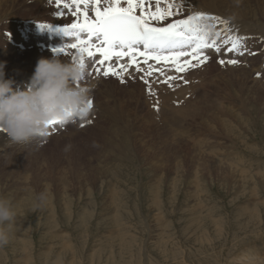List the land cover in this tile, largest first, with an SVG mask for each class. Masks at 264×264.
Instances as JSON below:
<instances>
[{"label":"rangeland","instance_id":"rangeland-1","mask_svg":"<svg viewBox=\"0 0 264 264\" xmlns=\"http://www.w3.org/2000/svg\"><path fill=\"white\" fill-rule=\"evenodd\" d=\"M5 1L0 0V5ZM251 1L260 8L257 11H264V0ZM17 3L16 8L6 7L8 14L12 13L7 18H14L0 21V62L5 67H19L20 72L21 57L35 54L31 46L36 45L26 42L29 54L16 49L11 59L5 58L4 53H11L8 50L12 48L2 44L14 40L9 32L22 39L19 30L25 19L62 17L51 18L57 12L51 1L45 4L46 9L37 6L40 11L31 8V0ZM197 11L209 14L203 8ZM214 15L230 18L235 31L264 43V36L238 30L242 19H231L221 12ZM25 29L29 33V27ZM243 62L258 81L250 88L263 92V97L264 53L243 58ZM236 66L234 73L238 74L242 65ZM226 75L224 69H211L207 87L197 88L202 97L187 101L195 109L186 111L185 123L178 122L169 130L157 118L175 120L170 114L178 108L165 113L167 109L158 106L156 112L153 101L155 119L145 102L157 96L155 90L151 88L154 95H150L147 85L132 79L127 86L120 85L114 76L112 86H102L100 94L95 87L92 91L95 102L99 99L103 103L96 124L75 127L76 132H72V122L64 129L51 130L50 138L41 137L28 145L0 144V201L9 210L7 218L0 219V264H264V113L260 116L252 110L254 105L248 108L246 103L243 108L232 95L223 99L220 93L225 89L220 79ZM255 75L261 78L255 79ZM250 78H245L249 79L247 85L253 84ZM90 80L88 71L86 83ZM255 93L247 94L248 98L253 100ZM214 105L222 109L215 126ZM92 116L93 111L84 123ZM224 118L228 121L223 124ZM179 128L186 130L180 140L174 137L182 132ZM188 132L208 143L194 144ZM34 142L38 144H31ZM111 150L119 151L121 157ZM101 152L105 168L98 175L89 174L92 157ZM77 164L88 170L84 171L89 174L85 177L88 183L75 171ZM255 212L258 217L253 220Z\"/></svg>","mask_w":264,"mask_h":264},{"label":"snow or ice","instance_id":"snow-or-ice-1","mask_svg":"<svg viewBox=\"0 0 264 264\" xmlns=\"http://www.w3.org/2000/svg\"><path fill=\"white\" fill-rule=\"evenodd\" d=\"M189 2L190 0H55L57 8L63 6L74 18L66 25V29L75 37V42L59 51L75 60L76 57L67 51L75 50L79 53L82 67H89L85 59L88 58L92 60L93 66L100 65L95 68L97 75L101 74L103 68V76L118 77L121 83L125 82V74L131 77L129 69L135 66V71L143 73L140 79L149 86L150 95H154V92L151 91L148 77H152L153 70L165 76L170 87L172 80H183V76H168L164 69L157 68L156 65L163 63L176 73H185L208 62L211 54L209 50L220 53L222 45L228 44V52L244 55V37L228 35L221 39V32L231 33L232 27L228 20L219 16L194 11L185 18L173 19L159 26V22L179 16ZM58 14L64 16L65 12ZM217 25L224 27L217 30ZM97 54L99 58H96ZM141 57L147 68L141 66ZM124 58H127V63H121ZM149 61H155V64ZM218 62L221 65L240 63L238 59H220ZM184 83L188 81L184 80ZM88 107L90 110L93 108L92 100H89ZM48 123L52 128L62 126V122ZM0 132L4 130L0 129Z\"/></svg>","mask_w":264,"mask_h":264},{"label":"bare ground","instance_id":"bare-ground-1","mask_svg":"<svg viewBox=\"0 0 264 264\" xmlns=\"http://www.w3.org/2000/svg\"><path fill=\"white\" fill-rule=\"evenodd\" d=\"M17 1L18 0H9V2H10V4H9V2H8V0L7 1H5L4 2V4H1L0 5V21H1V23L2 22H6V20H8V19H12V18H14V17H12V18H7V17H10V16H12L11 14L9 15L8 13V11H10V10H7L6 9V7H12V8H16L17 7ZM197 1V0H196ZM3 2V1H2ZM27 2V1H26ZM36 1L34 0V2L32 3V0H31V8H35V7H37V6H39V8H42V10L43 9H46L47 7H46V2H45V0H38L37 2H39V3H35ZM42 2L44 3V5L42 4ZM254 2H256V1H254ZM8 5H7V4ZM202 3V4H201ZM201 3H198L199 5L196 7V11H197V9H199V8H203L204 10H206V11H209V14H211V13H213V15H214V12H221V14H223V15H226V16H228V17H232L231 19H233V18H237V19H240V21H241V19H242V21H241V24H240V26H239V28H238V30H240V29H242L243 31H244V33L245 34H247V33H249L248 35H254L253 33H257L256 35H259V38H262V36H264V21H262V20H264V11L263 12H259V11H257V6L256 5H254L253 4V1H251L250 2V0H248V3L246 2V0H222L221 2H219V3H217L215 0H202V2ZM247 3V4H246ZM28 4H30V2L28 3ZM242 5H243V9H241L242 8ZM14 6V7H13ZM261 7V6H260ZM49 8V7H48ZM55 9H56V7H55ZM61 8H57V10H60ZM260 9V8H259ZM258 9V10H259ZM264 9V8H263ZM36 10L37 11H40V10H38V7L36 8ZM11 11H13L14 12V9L13 10H11ZM261 11V10H260ZM53 12V10H51L49 13H52ZM251 14V15H250ZM217 15H219V14H217ZM222 15V16H223ZM221 16V15H220ZM67 16L66 15H64L63 16V18L62 19H56L55 21H49V20H45V21H39L38 23H43V22H48V23H52V24H60L61 22L63 23V21H64V19H67L66 18ZM40 18V17H39ZM32 18H29V19H25L26 21L27 20H31ZM226 19H228V20H230V18H226ZM9 20V21H10ZM21 20V19H20ZM246 20H249L251 23H246ZM68 22H70V19H69V21ZM67 22V23H68ZM30 28V27H29ZM244 35V34H243ZM2 38V37H1ZM264 38V37H263ZM262 38V39H263ZM5 39V38H4ZM39 38H38V36H36V35H33L32 37H31V39H29V41H28V43L27 44H34V45H36L35 44V41L36 40H38ZM16 40V39H15ZM259 40V39H258ZM263 41V40H262ZM6 42L7 43H3L2 45H5L6 47H8L9 49H11V50H8L9 52H11V53H4V54H7L6 56H5V58H10V57H12V55H14L15 54V52H14V50H16V48L14 47V45L12 46L10 43H8V41L6 40ZM0 45H1V43H0ZM33 46V45H32ZM31 46V47H32ZM15 48V49H14ZM34 49H36V51L34 50L33 52H35V54H33V55H31V56H29V57H21V65H22V70L19 72V67H10V65H6V69H8V71L7 70H5L6 72H5V78L6 79H11V80H13L14 81V83H13V88L15 89V88H18L19 87V89H17V90H23V89H25L26 88V86L30 83V79H31V77H32V75H33V72H34V70H35V66H36V63H37V61H38V59H37V57H41V55H40V50L37 48V47H34ZM75 50H72V51H70V53H73ZM32 52V51H31ZM12 53H14V54H12ZM30 53V51H26V54H29ZM3 56V55H2ZM49 57V56H48ZM62 60H64V61H68V60H71L72 58H70V56H68V55H62V57H61V55L59 56ZM15 58H17V57H15ZM50 58H52L51 56H50ZM11 59V58H10ZM1 60V59H0ZM12 61H15V60H12ZM16 62V61H15ZM20 62V61H19ZM88 63V65H90V66H92V62H87ZM236 67L237 66H234V67H227V68H224V71L225 72H227V74L228 75H226V78H221L220 79V81L222 82V85L224 86V89H225V91H223V93L221 92H219L220 94H221V97L224 99L225 97H227L228 95L230 96V95H232L233 97H236V98H238V100L241 102V106L244 108L245 107V103L247 104V107L248 108H250L252 105H254L253 106V108H252V110L253 111H255V112H258L259 114H260V116H262V114L264 113V112H261L262 110H263V108H264V103H262L263 102V100H264V96L263 97H260L261 95H262V93L263 92H259V91H256V90H253L252 88H250V86L251 87H256V85H255V83L256 82H258V81H256V80H254L253 79V75L254 74H252L253 72H250V70H248V68L245 66V67H243V66H240V70H239V72L240 73H238V74H236V73H234V72H236ZM130 72H133V70L131 69L130 70ZM87 73H88V71H87ZM226 74V73H225ZM220 75H224V74H220ZM237 76V77H236ZM247 76H248V78H249V76H251V78H250V81L253 83V84H249L248 83V85L246 84L247 82H248V80H246L245 78H247ZM114 76H108V77H105V76H103V74H102V72H101V75L100 76H98V77H96V76H94L93 78H91V80L89 81V82H87L88 84H90L91 86H92V88L94 89V87H95V89L97 90V92L100 94V92L102 91L101 90V88H102V86H112L111 85V82L113 81V80H110L111 78H113ZM161 75H155V76H152V77H150V79H151V88L153 89V91L155 90V92L157 93V94H155V95H157V96H152L151 98H149L148 100H144L145 102H146V104H150L149 105V107H153L154 105H153V101L154 102H156L155 103V105L158 107H163V108H165V110H166V112L165 113H167V111H169V110H171V112L173 111V110H175V109H177L178 108V106H177V100L174 98V96L171 94V93H169V91H170V89L168 88V86L166 85V84H163L162 83V81H164V78H166L165 76H164V78L163 79H161ZM216 77V76H215ZM102 78V79H101ZM107 78H109V79H107ZM128 78H130V77H128ZM127 77H125V79H126V82H128V81H130L131 80V78L130 79H128ZM214 78V77H213ZM199 80H202V78H198ZM217 79V78H216ZM253 80V81H252ZM254 81H256V82H254ZM207 81H205V82H203V83H201L200 85H198V87H196L195 89H197V88H200L201 87V89H204L205 87H207L206 85H207V83H206ZM260 82H264L263 80L262 81H260ZM217 84V83H216ZM257 84H259V83H257ZM120 85H122V84H120ZM217 85H219V82H218V84ZM263 85V84H262ZM113 86H115V87H117V85L116 84H114ZM221 86V85H220ZM220 86H219V88H220ZM264 86V85H263ZM263 86H261V87H263ZM120 87V86H119ZM118 87V88H119ZM217 88V87H216ZM94 89V90H95ZM221 89V88H220ZM219 89V90H220ZM234 89L235 90H237V91H234ZM218 90V91H219ZM223 90V89H222ZM108 91H109V89H108ZM112 91H113V89H112ZM125 91H127L128 93H130V94H132V95H136L137 93L135 92V91H133V90H130V89H125ZM217 91V92H218ZM254 92H256L254 95H256L255 96V98H258V100H255V98L253 99V100H250L249 98H248V96H247V94H250V93H254ZM186 95V94H185ZM219 95V94H218ZM184 93H180L179 94V99L181 100V99H183L184 97ZM202 97V96H201ZM205 98V97H204ZM98 101H96V103H95V105H94V109H92V111H93V116L91 117V118H93L94 116H95V119H94V122H93V124H96L97 123V120H98V118L99 117H101V114H102V109H103V103H101L100 102V100L99 99H97ZM226 100V99H225ZM172 101H174L175 102V105H173V103H171ZM223 101V100H222ZM229 101V100H228ZM232 101V100H231ZM210 103V102H209ZM225 103V102H224ZM171 104V105H170ZM227 104V103H226ZM198 105V104H197ZM196 105V106H197ZM201 105V104H200ZM216 105H214V112L216 113V115H215V117H214V123L215 124H213L214 126L215 125H217L216 123H218L219 124V121L218 120H216V119H219V113H221V107L219 106V108H217V107H215ZM227 106V105H226ZM229 106V105H228ZM195 107V106H194ZM190 103H186V106L185 107H182V108H178L177 110H175L174 112H172L173 113V115H172V113L170 114L171 116H172V118H175V120H170V122H165V121H162L161 119H158L159 117L158 116H156V113L153 111V108L151 109V111L153 112L152 113V115L154 116V118L156 119V117H158L157 118V121L159 122H162V125H163V128H164V126L165 127H169V126H173L174 124H176V123H185V118L187 117V113H186V111L187 110H194L195 108H194ZM194 108V109H193ZM185 112V113H184ZM251 112V111H250ZM249 112V113H250ZM214 116V115H213ZM224 117V116H223ZM216 118V119H215ZM164 119V118H163ZM243 120V119H242ZM157 121H155L156 123H158ZM228 120L227 119H221V122L224 124V122H227ZM244 121V120H243ZM73 122H75V124H71V123H69L68 124V126L71 124V128H73V130H72V132H76L74 129H76L75 127H77V128H80V126H77V123H78V121H73ZM85 121H82L81 123L83 124ZM213 122V121H212ZM242 122V121H241ZM206 123H208V122H206ZM211 123V122H210ZM79 125H80V123H78ZM159 124V123H158ZM157 124V125H158ZM243 124H244V122H243ZM182 125H184V124H182ZM186 125V124H185ZM222 125V124H221ZM160 127V126H159ZM229 129V128H228ZM77 130H80V129H77ZM168 130H169V128H168ZM176 130V129H175ZM179 130L180 131H182V132H179V135L178 134H175V138L177 137V138H179V140L181 139V136H184V134H186V130L184 131L182 128H179ZM189 130H191V129H189ZM207 130V129H206ZM213 131V130H212ZM48 132H51V131H48ZM161 132V131H160ZM219 132V131H218ZM217 132V133H218ZM104 133V132H103ZM103 133H101V135H100V138H101V136L103 135ZM162 133V132H161ZM169 133V132H168ZM206 133V132H205ZM188 136H191V135H193V134H190L189 132H188ZM91 135V134H90ZM118 135V134H117ZM163 135V134H162ZM208 135V134H207ZM206 135V136H207ZM210 135V134H209ZM218 135V134H217ZM220 135V134H219ZM165 136V135H164ZM215 136V135H214ZM127 137H130L129 135H127ZM195 136H191V141H196V142H194V144L196 143V144H199V143H197L198 141L199 142H205V143H208V141L203 137V138H201L200 139V137L201 136H199V135H196V138H194ZM41 137H39V138H36V139H34V140H39ZM99 138V139H100ZM199 138V139H198ZM116 139H118V136H116ZM196 139H198V140H196ZM34 140H32V141H34ZM178 140V139H177ZM31 141V142H32ZM106 141H110L111 143L113 142V140L111 141L109 138H107V140ZM106 141H102L101 143H103L104 145H106ZM178 142V141H177ZM6 144V145H11V146H17V145H28V144H30V142H28V143H24V144H15V143H11L10 141H9V139H8V137H7V134L5 133V132H0V144ZM114 144H116V145H119L118 143H116V142H113ZM31 144H38V142H34V143H31ZM175 144V143H174ZM193 144V145H194ZM99 146H100V144H99ZM201 146V145H200ZM199 146V147H200ZM206 146V145H205ZM106 147V146H105ZM108 147V146H107ZM201 147H203V146H201ZM112 149V148H111ZM125 149V148H124ZM48 150V149H47ZM111 151H113L114 152V155H116V154H118L119 153V151H114V150H111ZM121 151V150H120ZM129 151V150H128ZM105 152V151H104ZM121 153V152H120ZM103 154L104 153H102L101 152V154L99 155V153L97 154V155H94L93 157H92V159L94 160V165H91L90 167H89V171L87 170V169H85V166L84 165H82V164H77V165H75V171L77 170V172L79 173V175L80 174H82V177H84V178H81L82 180H84V181H87L86 179H85V177L86 176H88L89 174H94V176L97 174L98 175V173H102L101 171H102V169H104L105 168V166L102 164V162H101V158L103 157ZM108 154V153H107ZM125 154V153H124ZM126 155H128V154H126ZM155 155V154H154ZM118 156H120L119 154H118ZM128 156H130V155H128ZM164 156V155H163ZM121 157V156H120ZM151 157V156H150ZM154 158H156V157H154ZM85 164V163H84ZM156 164H157V162H156ZM160 165V164H159ZM163 166V165H162ZM188 167V166H187ZM205 167V166H204ZM204 169L205 168H203L202 170L204 171ZM207 169V168H206ZM85 170H87L88 171V173H85L84 174V171ZM201 170V171H202ZM182 172H183V170H182ZM208 173V172H207ZM80 179V180H81ZM89 180V179H88ZM87 183H88V181H87ZM12 184V183H11ZM90 184V183H89ZM80 188H82V187H80ZM19 191V190H18ZM66 207H68V205L66 206ZM252 208H254V207H252ZM257 208V207H256ZM247 209V208H246ZM245 209V210H246ZM257 211V210H256ZM246 212V211H245ZM258 217V214H257V212H255L254 214H253V220H255L256 218ZM204 232V231H203ZM155 240V239H154ZM169 242V241H168ZM255 251V250H254ZM257 251V250H256ZM252 252V251H251ZM258 253V252H257ZM254 254V253H253ZM255 255V254H254ZM243 257H245V256H243ZM251 257V256H250ZM260 257V256H259ZM252 258V257H251ZM261 258L262 257H260V258H257L259 261L261 260ZM246 259V258H245ZM262 260H264V258L262 259ZM250 262H251V259H250ZM246 262H244V264H245ZM261 263H262V261H261ZM250 264H252V263H250Z\"/></svg>","mask_w":264,"mask_h":264},{"label":"clouds","instance_id":"clouds-1","mask_svg":"<svg viewBox=\"0 0 264 264\" xmlns=\"http://www.w3.org/2000/svg\"><path fill=\"white\" fill-rule=\"evenodd\" d=\"M74 56L75 60L68 61L56 56L40 58L23 90L13 88L14 81L5 78V63L0 62V129L11 143L43 137L49 121L66 126L87 116L93 88L86 83L88 67L81 66L79 53ZM8 215L0 201V219Z\"/></svg>","mask_w":264,"mask_h":264}]
</instances>
